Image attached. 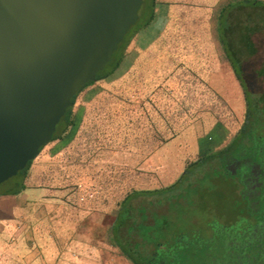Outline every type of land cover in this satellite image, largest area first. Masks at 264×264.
<instances>
[{
	"label": "rangeland",
	"instance_id": "rangeland-1",
	"mask_svg": "<svg viewBox=\"0 0 264 264\" xmlns=\"http://www.w3.org/2000/svg\"><path fill=\"white\" fill-rule=\"evenodd\" d=\"M165 1L173 11L156 47L130 50L134 35L118 67L77 94L71 107L75 127L64 134L69 137L44 146L23 179L55 199L48 209L37 207L46 212L37 225L48 239L53 228L65 225L105 243L126 193L172 184L188 162L223 148L244 120L242 90L215 35L226 0ZM165 14L143 29L158 34ZM255 41L264 48V34ZM199 145L203 152H197ZM12 183L0 185V196ZM59 209L63 218L51 219ZM97 245L80 264H128L116 249Z\"/></svg>",
	"mask_w": 264,
	"mask_h": 264
},
{
	"label": "trees",
	"instance_id": "trees-1",
	"mask_svg": "<svg viewBox=\"0 0 264 264\" xmlns=\"http://www.w3.org/2000/svg\"><path fill=\"white\" fill-rule=\"evenodd\" d=\"M155 4L143 0L140 18L96 81L118 67L131 38L153 20ZM263 34L264 1L226 0L215 35L242 90L244 120L223 148L188 162L172 184L131 190L117 203L107 242L128 264H264V48L255 41ZM71 110L51 141L69 137ZM31 163L3 195L24 189Z\"/></svg>",
	"mask_w": 264,
	"mask_h": 264
},
{
	"label": "water",
	"instance_id": "water-1",
	"mask_svg": "<svg viewBox=\"0 0 264 264\" xmlns=\"http://www.w3.org/2000/svg\"><path fill=\"white\" fill-rule=\"evenodd\" d=\"M143 0H0V185L49 144Z\"/></svg>",
	"mask_w": 264,
	"mask_h": 264
},
{
	"label": "crops",
	"instance_id": "crops-1",
	"mask_svg": "<svg viewBox=\"0 0 264 264\" xmlns=\"http://www.w3.org/2000/svg\"><path fill=\"white\" fill-rule=\"evenodd\" d=\"M170 11L173 10L165 0H156L153 20L147 27L154 26L158 15L164 16L166 12L164 27L156 35L147 33V29L140 30L133 37L130 50L139 53L152 51L165 33ZM222 66L219 69L220 73ZM214 89L219 94L217 85ZM190 146L193 147L189 142L188 147ZM196 150L200 153L204 149L199 145ZM178 152L182 154L185 150ZM50 194L52 192L48 189L24 184V189L17 195L0 196V264H80L81 260H84L82 255L89 257L90 253L99 247L98 243L110 246L107 241L102 243L93 239L91 234L82 228L69 230L70 226L64 227L65 225L53 228L52 238L48 239L45 228L37 225L40 218L46 217V212L37 210V207L48 209L55 202L53 195ZM47 196L49 198H46ZM63 213L59 209L56 213L52 212L50 218L61 219Z\"/></svg>",
	"mask_w": 264,
	"mask_h": 264
}]
</instances>
